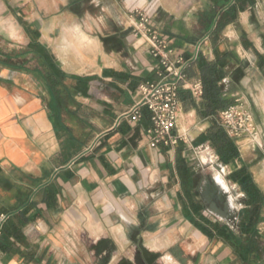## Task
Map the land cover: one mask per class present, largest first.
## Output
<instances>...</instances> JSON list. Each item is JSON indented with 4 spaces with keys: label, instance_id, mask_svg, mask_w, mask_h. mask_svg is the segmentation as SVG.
I'll list each match as a JSON object with an SVG mask.
<instances>
[{
    "label": "crops",
    "instance_id": "obj_1",
    "mask_svg": "<svg viewBox=\"0 0 264 264\" xmlns=\"http://www.w3.org/2000/svg\"><path fill=\"white\" fill-rule=\"evenodd\" d=\"M191 5L196 0H11L13 12L23 7L22 32L39 33L61 70L72 76L63 83L71 92L66 109L55 115L45 80L0 62V209L25 215V239L44 256L42 264H80L81 256L89 262L101 246L115 247L109 254L106 249L99 253L110 264H240L230 247L210 240L185 217L178 146L150 147L152 123L146 109L137 122L125 118L140 98V87L158 82L162 70L147 39L135 34V9L152 15L155 29L169 43L172 62L180 57L193 62L199 43L198 54L215 59L210 37L197 35ZM202 15L198 20L206 28ZM234 26H227L226 37L237 42ZM248 38V48L221 49L238 62L248 60L237 83L233 71L224 80L235 103L243 102L257 70L264 78V41ZM186 78L199 80L198 75ZM183 116L193 124L184 130L178 125L177 132L187 136L183 156L190 161L196 145L211 162H220L201 139L210 121L199 119L194 109ZM237 145L245 162L248 144L242 138ZM219 164L222 172L213 181L221 190L217 198H225V211H217L215 221L226 223L234 200L222 194L229 191L217 176L225 180L223 174L231 168ZM250 171L264 193V174L253 167ZM233 188L245 196L238 185ZM6 221L1 215L0 230ZM258 228L264 247V210ZM140 241L149 252L145 256L136 252ZM0 264L33 263L0 252Z\"/></svg>",
    "mask_w": 264,
    "mask_h": 264
},
{
    "label": "trees",
    "instance_id": "obj_2",
    "mask_svg": "<svg viewBox=\"0 0 264 264\" xmlns=\"http://www.w3.org/2000/svg\"><path fill=\"white\" fill-rule=\"evenodd\" d=\"M211 2L218 12L215 10L213 14H206L207 32L204 35L209 36L212 41L215 59L208 60L199 53L197 59L185 70L188 78L198 75L202 83L203 95L200 101L195 100L191 92L184 89L179 92V98L184 111L194 109L199 119L210 121V127L201 139L210 143L220 163L231 168L228 179L238 185L245 195L243 200L245 208L238 216L227 212L226 223L206 216L204 213L207 210V201L225 204V198L218 199L216 194L207 191V187L203 185V175L198 173L191 166L190 161L183 156L186 147L180 143L176 171L182 189L184 214L187 220L210 240L217 239L230 247L240 264H264L263 240L258 228L264 210V193L255 182L249 167L242 161L237 140L229 137L220 122V114L235 103L231 95L226 92L224 80L233 71V83H237L244 75L243 68L232 52L221 51L217 44L222 31L237 21L238 14L244 11L247 5L253 6L257 0H211ZM27 35L30 43L26 51L15 56L4 55L5 60L0 62L13 70L32 73L45 80L52 97L49 110L59 115L66 109L68 96L71 94L70 88L63 83L72 76L61 70L50 50L39 41V33L35 35L27 33ZM244 43L248 48L249 44L246 41ZM15 58L25 61L15 63ZM30 62H34L35 66H28ZM1 215H5L7 221L0 230V252H11V255H20L29 263L42 264L44 256H38L37 248L31 246L25 239L23 227L28 223L25 215L17 211L11 213L7 207L0 209ZM237 217L238 221L235 223L234 219ZM138 264L146 263L139 261Z\"/></svg>",
    "mask_w": 264,
    "mask_h": 264
},
{
    "label": "rangeland",
    "instance_id": "obj_3",
    "mask_svg": "<svg viewBox=\"0 0 264 264\" xmlns=\"http://www.w3.org/2000/svg\"><path fill=\"white\" fill-rule=\"evenodd\" d=\"M206 1V5L204 2ZM197 5H191L190 11L199 19L200 14H213L216 10L213 6L211 0H196ZM201 2V3H199ZM16 12H13L11 6V0H0V60H5L4 55H19L26 51L27 46L29 45L30 38L27 33L22 32V22L24 20V12L23 7H14ZM188 8V9H189ZM218 12V9L216 10ZM159 10L156 12L155 15L159 14ZM202 15V16H203ZM155 19V16H154ZM193 22L195 27L199 28L197 30L198 37H202L207 29L204 28L203 24L199 22V20ZM20 26V27H19ZM209 27V26H208ZM235 29L234 31L238 33H234L235 35H239L238 41L233 42L230 38L226 37L229 34V30L226 27L220 36L218 41V46L220 49L231 48L237 46V44H245V41H248V37H252L253 39H261L264 41V0H257L256 4L253 6L247 5L244 11L238 14V19L235 22ZM35 35V33H33ZM213 45V44H212ZM245 57V55H244ZM30 57L28 56L27 59ZM241 59V58H239ZM247 58L244 60L241 59L240 66L246 68ZM23 59H14V62H24ZM261 63V59L257 56V67ZM28 66H35L34 62H30L27 64ZM244 74V71H243ZM231 85V84H230ZM245 99L243 102H240L245 109L251 113L255 122L260 130V142L264 146V78L262 69H259L255 73V79L253 80L252 84L249 85L246 90ZM179 129L184 130L187 129L189 126H192L187 117L182 116L179 121ZM199 133L198 129H195V133L193 135H197ZM245 142L248 144L246 147L247 152L244 154L245 164H247L249 169L251 167L259 172V174H264V149L260 148L257 145L252 143L250 137H243ZM182 143V142H181ZM193 143V142H192ZM194 145V144H193ZM250 145V147H249ZM200 147H196V145L191 146L190 158H191V165L198 171V173L203 175V185L207 187L208 192H212L216 194L217 191H221L213 181L216 174L218 172H222V169L218 168L217 165H220V162L213 163L210 161V157L206 155L205 149H199ZM215 153V151H214ZM230 169H227L225 175L223 177L225 180L218 175L217 179L222 178L226 184V189L229 191L228 194L222 192L223 195L226 196V199L233 196V210H230L232 214L238 216L240 212L245 208L243 205L244 197L240 195L239 188H233L234 184L232 181H229L228 177L230 175ZM219 182V181H218ZM220 183V182H219ZM221 184V183H220ZM230 186V187H229ZM217 187V188H216ZM239 193V194H238ZM239 195V196H238ZM207 211L206 215L208 217H212L215 219L217 216V211H225V204L224 203H213L212 201H207ZM240 219V218H239ZM226 221V219H225ZM235 223L238 221V217L234 219ZM227 222V221H226ZM231 224V223H229ZM232 225V224H231ZM136 252L138 255H146L149 253L140 243H136ZM107 250L108 254L114 252L115 247L110 246H101L97 247L95 251V257H91L90 261L88 262L84 259V256H81L80 264H110L107 261V257L99 256V253L103 252V250ZM95 258V259H93ZM124 264V263H123Z\"/></svg>",
    "mask_w": 264,
    "mask_h": 264
},
{
    "label": "built area",
    "instance_id": "obj_4",
    "mask_svg": "<svg viewBox=\"0 0 264 264\" xmlns=\"http://www.w3.org/2000/svg\"><path fill=\"white\" fill-rule=\"evenodd\" d=\"M139 22L136 36L145 37L151 45V54L160 58L161 72L159 81L147 83L139 89V100L125 115L131 122L142 118L143 110L150 113L152 127L147 131L149 145L153 149L161 146L173 149L187 140L185 134L177 132L178 124L184 114L179 92L184 89L191 92L193 98L200 101L203 87L200 80H187L184 69L191 61H184L181 57L177 64L172 62L168 41L161 36L154 27L153 17L145 9H135ZM202 43L197 46L196 57ZM196 57L192 60L195 61ZM220 122L229 137L240 140L250 137L254 145L264 149L260 142V130L255 119L243 105L237 101L220 114ZM224 169V168H223ZM225 170V169H224ZM3 220V219H1Z\"/></svg>",
    "mask_w": 264,
    "mask_h": 264
},
{
    "label": "bare ground",
    "instance_id": "obj_5",
    "mask_svg": "<svg viewBox=\"0 0 264 264\" xmlns=\"http://www.w3.org/2000/svg\"><path fill=\"white\" fill-rule=\"evenodd\" d=\"M218 181L221 183V185L226 187V184H225V182H224V180L222 178L219 177Z\"/></svg>",
    "mask_w": 264,
    "mask_h": 264
}]
</instances>
